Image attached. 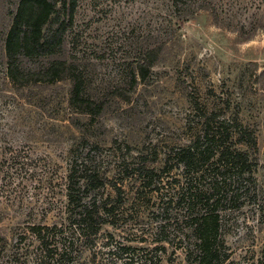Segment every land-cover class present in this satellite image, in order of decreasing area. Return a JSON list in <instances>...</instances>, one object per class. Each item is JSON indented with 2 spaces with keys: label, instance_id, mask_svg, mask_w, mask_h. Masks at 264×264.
Returning <instances> with one entry per match:
<instances>
[{
  "label": "rangeland",
  "instance_id": "obj_1",
  "mask_svg": "<svg viewBox=\"0 0 264 264\" xmlns=\"http://www.w3.org/2000/svg\"><path fill=\"white\" fill-rule=\"evenodd\" d=\"M19 1L0 0V236L5 240L0 264H41L32 257L37 243L28 226L58 221L56 208L65 203L60 179L82 138L104 152L111 147L127 152L129 145L147 160L158 156L155 164L161 166L170 148L186 142L190 96L206 99L211 88L229 93L243 122L256 130L258 195L226 214L223 231L233 264L257 258L264 248V0H210L185 21L178 20L169 0H79L62 52L24 58L22 66L39 68L54 58L76 62L88 94L108 102L92 122L70 107L69 79L18 85L8 77L5 40ZM160 44L149 76L131 90L139 52ZM116 88H125L130 100L112 96ZM108 194L114 197L111 190ZM151 206L146 212L135 208L143 217L129 223L131 233L127 225H106L102 233L152 249ZM105 242L99 238L90 264H112ZM161 264H186L185 254L168 246Z\"/></svg>",
  "mask_w": 264,
  "mask_h": 264
},
{
  "label": "trees",
  "instance_id": "obj_2",
  "mask_svg": "<svg viewBox=\"0 0 264 264\" xmlns=\"http://www.w3.org/2000/svg\"><path fill=\"white\" fill-rule=\"evenodd\" d=\"M209 1L169 0V8L178 11L179 21H185L205 9ZM78 3L19 1L5 40L7 75L18 85L69 79L70 107L89 115L92 122L108 102L88 94L85 76L76 62L54 58L39 68L22 66L24 58L54 57L62 52ZM162 47L147 46L139 52L128 82L131 90L147 79ZM208 91L206 99L199 93L190 96L186 142L170 148L161 166L155 164L158 156L147 160L145 154H133L129 145L127 152L120 147L104 152L99 144L89 147V140L82 138L72 149L68 170L60 179L65 203L56 208L58 221L28 226L37 243L32 257L39 258L41 264H90L98 253L94 247L103 237L112 264H161L168 246L181 250L186 264H233L224 237V219L229 211L257 198L258 138L256 130L243 122L241 108L233 104L229 93L215 88ZM111 95L126 101L131 98L125 88H116ZM126 184L131 190L127 191ZM107 190L114 192V197L105 196ZM150 206L155 207L151 210L155 221L147 232L156 244L152 249L102 233L106 225H127L124 228L131 233L129 223L143 217L135 208L146 212ZM145 230L141 235H146ZM135 231L132 234L139 229ZM4 242L0 236V244ZM3 250L0 247V258ZM244 264H264V248Z\"/></svg>",
  "mask_w": 264,
  "mask_h": 264
}]
</instances>
